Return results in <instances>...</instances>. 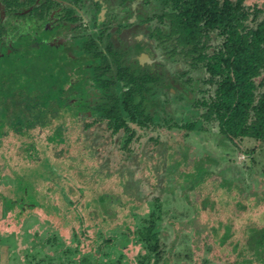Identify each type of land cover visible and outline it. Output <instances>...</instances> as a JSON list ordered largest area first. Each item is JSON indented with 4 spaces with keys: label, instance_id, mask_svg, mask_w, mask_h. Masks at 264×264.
I'll use <instances>...</instances> for the list:
<instances>
[{
    "label": "rangeland",
    "instance_id": "rangeland-1",
    "mask_svg": "<svg viewBox=\"0 0 264 264\" xmlns=\"http://www.w3.org/2000/svg\"><path fill=\"white\" fill-rule=\"evenodd\" d=\"M64 1L62 5L74 3L76 20L65 19L67 27L52 41L62 43L75 59L91 56L94 48L87 45L92 40L94 50L110 59L107 45L114 44V51L123 55V66L158 77L159 81L147 83L152 91L143 100L144 114L151 116L154 125L151 129L135 126L123 108L122 116L138 132L121 149L125 131L114 134L103 121L110 106L103 96L112 87L104 91L96 87L94 66L102 62L96 57L87 70L83 102L88 105L24 135L4 126L0 136V264H66L70 257L81 264L91 260L94 264L235 262L239 254L249 252L244 247L248 226H264V142L226 139L218 133L216 121L197 123L193 130L175 125L188 122L182 111L185 104L207 97L203 90L210 85L205 82L209 74L203 62L196 60L199 52L190 53L191 45L179 43L178 34L171 31L173 2ZM254 1L264 5V0L246 2ZM55 5L45 9L49 27L58 24L55 18L63 13ZM5 9L0 0V19L18 24L12 14L5 15ZM1 37L9 43L16 38L6 31ZM221 39L213 37L205 50L213 52ZM113 89L121 97V87ZM140 99L136 94L134 104ZM57 133L61 137L52 138ZM29 144L35 148L24 151ZM79 154L84 157V173L79 172L81 159L75 158ZM26 169L28 175L20 177ZM27 177L36 183L27 185ZM107 190L117 197L118 215L113 217L100 205V195ZM170 202L174 204L168 207ZM237 203L247 211L234 215L232 206L236 211ZM227 226L231 237L223 241ZM125 231L126 235H115ZM111 237L115 242L108 246ZM238 240L244 242L236 251Z\"/></svg>",
    "mask_w": 264,
    "mask_h": 264
},
{
    "label": "trees",
    "instance_id": "trees-1",
    "mask_svg": "<svg viewBox=\"0 0 264 264\" xmlns=\"http://www.w3.org/2000/svg\"><path fill=\"white\" fill-rule=\"evenodd\" d=\"M2 1L6 5L5 15L12 14L18 19V24L11 23V19H0V136L3 135L6 125L24 135L40 125L50 124L60 116L76 113L81 105H88L83 102L87 91V70L91 67L90 62L95 63L96 57H101L102 60L100 65H93L97 71L93 75L96 87L102 90L112 87L110 94L103 96L108 100L107 105L110 104L103 121L105 120L107 129L114 134L125 131L126 139L121 149L125 150L136 136L138 130L135 126L151 129L154 124L151 122V116L144 114L143 100L152 91V86L147 83L159 81L158 77H152L147 70L140 69L135 73L136 70L131 67L123 66V55L114 51V44L107 45L110 59L102 52L94 50V40L87 45L88 49L94 48L91 56L75 59L64 50L62 43L52 41L57 33L60 34V25L48 27L49 21L44 18L45 9L54 7L55 3L56 7H62L60 8L64 13H58L61 15L58 20L66 18L75 21L74 4L73 7L69 6L70 4L62 5L57 0H43L40 3L36 0ZM164 1L167 4L173 2L171 31L178 34L179 43L191 45L190 53L199 52L196 60L203 62L205 71L209 74L205 82L210 85L203 90L209 94L207 97L185 104L182 111L189 117L188 122L175 125L181 129L193 130L197 123L204 125L205 121H216L218 133L226 139L235 141L242 137L264 142V91L261 90L264 86V5L256 1L247 3L251 0ZM30 22L34 23L32 28ZM5 31L12 33L16 38L10 43L3 41L1 36ZM216 36L222 38L220 44L213 52H207L205 49L210 46L209 41ZM110 71L111 77L101 80V77ZM116 87H121V97L116 95L117 91L113 89ZM136 94L141 99L134 104ZM75 98L77 101L73 102ZM123 108L129 111L135 126H131L129 120L122 116ZM60 137L57 133L52 138ZM33 148V144H29V147L23 150L27 152ZM75 158L81 159L79 172L84 173V157L79 154ZM25 173L20 177L24 178L29 171L26 169ZM98 180L101 182L100 178ZM26 183L34 184L36 180L27 177ZM133 183L136 184L135 181ZM193 186L195 185L190 189H193ZM116 199V195H112L110 190L100 195V205L105 207L106 214L112 217L118 215L114 209ZM172 204L174 202H170L168 207ZM232 207L234 215L247 211L242 203L236 204V211L235 205ZM126 223L120 226H125ZM137 226L141 227L140 221ZM125 233L126 231L115 235L120 237ZM231 233L232 229L227 226L223 241L230 238ZM246 239L244 247H247L249 252L239 254L235 262L229 264H264V226L249 225ZM127 241L128 238L125 244ZM106 242L109 246L115 239L111 237ZM219 242L223 243L220 240ZM243 242L238 240L234 249L239 251ZM76 251L79 252L78 247ZM100 252L102 253V250ZM71 260L72 257L66 264L74 263ZM88 263L94 264L93 260ZM74 264L81 263L77 261ZM139 264L144 262L139 261Z\"/></svg>",
    "mask_w": 264,
    "mask_h": 264
},
{
    "label": "flooded vegetation",
    "instance_id": "flooded-vegetation-1",
    "mask_svg": "<svg viewBox=\"0 0 264 264\" xmlns=\"http://www.w3.org/2000/svg\"><path fill=\"white\" fill-rule=\"evenodd\" d=\"M58 2H60V3H62V2H65L64 0H57ZM70 4H74V3H72V2H69ZM59 11V10H58ZM57 12V11H56ZM74 13V12H73ZM64 15V14H63ZM56 20H58L57 18H55ZM66 19V18H65ZM59 25H60V28L58 29V30H64L66 27H65V24H63V21L64 20H62V18H60L59 20ZM48 27H49V24H48ZM50 27H51V25H50Z\"/></svg>",
    "mask_w": 264,
    "mask_h": 264
},
{
    "label": "crops",
    "instance_id": "crops-1",
    "mask_svg": "<svg viewBox=\"0 0 264 264\" xmlns=\"http://www.w3.org/2000/svg\"><path fill=\"white\" fill-rule=\"evenodd\" d=\"M35 145L33 144V147H34ZM35 148V147H34Z\"/></svg>",
    "mask_w": 264,
    "mask_h": 264
}]
</instances>
